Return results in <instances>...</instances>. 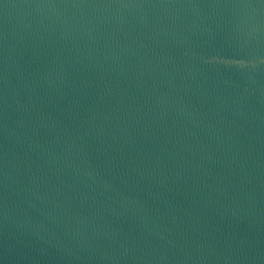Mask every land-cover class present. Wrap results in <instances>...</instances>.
Returning a JSON list of instances; mask_svg holds the SVG:
<instances>
[{
  "label": "water",
  "instance_id": "95a60500",
  "mask_svg": "<svg viewBox=\"0 0 264 264\" xmlns=\"http://www.w3.org/2000/svg\"><path fill=\"white\" fill-rule=\"evenodd\" d=\"M0 264H264V0H0Z\"/></svg>",
  "mask_w": 264,
  "mask_h": 264
}]
</instances>
